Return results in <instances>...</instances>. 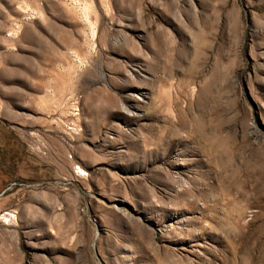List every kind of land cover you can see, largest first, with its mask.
I'll list each match as a JSON object with an SVG mask.
<instances>
[{"label": "rangeland", "instance_id": "rangeland-1", "mask_svg": "<svg viewBox=\"0 0 264 264\" xmlns=\"http://www.w3.org/2000/svg\"><path fill=\"white\" fill-rule=\"evenodd\" d=\"M0 264H264V0H0Z\"/></svg>", "mask_w": 264, "mask_h": 264}]
</instances>
